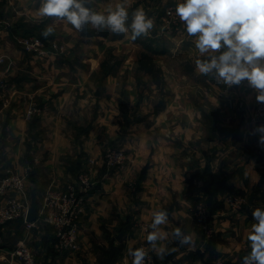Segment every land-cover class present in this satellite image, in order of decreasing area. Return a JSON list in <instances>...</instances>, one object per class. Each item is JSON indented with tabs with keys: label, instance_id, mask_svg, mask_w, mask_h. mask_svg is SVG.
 <instances>
[{
	"label": "crops",
	"instance_id": "1",
	"mask_svg": "<svg viewBox=\"0 0 264 264\" xmlns=\"http://www.w3.org/2000/svg\"><path fill=\"white\" fill-rule=\"evenodd\" d=\"M91 1L103 11L109 4L114 6L120 2ZM156 1L126 0L125 6L132 11L141 7L152 10L158 7L154 6ZM148 16L155 21L153 13ZM156 20L159 25L160 18ZM163 33L164 41L171 47H176V40L181 43V79L192 77L213 95L209 98L211 105L232 106V112L214 116L210 126L211 135L205 138L204 119L193 101L187 96L170 97L166 109L169 111L170 106H174V112L164 114L162 120L168 123V129H163L161 135L151 132L149 127L146 131L141 129L136 134L132 133L136 137L133 144L136 149L139 148L132 160L133 164L116 168L114 173L105 169L98 184L88 191L85 212L80 216L77 253H54L53 231L48 225L49 229L44 227L46 224L41 218L43 211L38 204L37 218L32 228L27 229L21 219L0 228V264H21L9 256L10 249L17 241L25 242L41 264H126L129 251L135 249L139 242L148 245L159 264H242L243 257L250 252L247 234L251 230L252 211L257 207L264 208V146L259 143L260 134L254 133L256 126L252 117L255 92L246 80L239 85L227 86L219 82L214 74H199L194 70V61L199 56L195 37L188 36L185 30L177 34L168 31ZM44 68L30 66L25 73L27 81L9 82L4 90L12 103L0 110L1 157L5 163L0 167L13 170L19 176L29 165L9 163H19L18 153L24 139L25 112L28 107L23 97L32 94L44 107L43 122L51 123L58 120L57 112H60L63 102L64 96L49 97L57 87L56 83L49 84L42 79ZM52 70L50 66L49 75ZM11 72L13 69H10ZM164 76L170 87H175L172 72L166 71ZM176 107H179L178 110ZM49 127L46 136L38 144L39 148L43 146L47 150V165L33 166L46 169L53 176L52 171L59 169L58 165L50 164L51 156L57 152L54 140L58 134L53 124ZM204 158L207 165H203ZM144 163L147 165H142ZM204 167L209 171V180L200 177ZM138 173L142 177L140 189L131 197L126 182ZM208 190L211 191L210 200L221 204L214 211L216 219L209 242L201 238L191 214L193 205L202 197H208ZM230 196L243 197L245 205L238 211H231L227 203ZM21 197L26 211L30 203L25 191ZM2 202L3 198L0 197V204ZM158 210L168 212V223L161 226L163 239L156 243L157 250H165L163 258L147 241L153 213ZM175 228L191 236L192 243L181 246L172 236ZM120 231L122 237L118 240ZM245 249L249 251L246 254ZM201 253L204 257L198 258L197 255Z\"/></svg>",
	"mask_w": 264,
	"mask_h": 264
},
{
	"label": "rangeland",
	"instance_id": "2",
	"mask_svg": "<svg viewBox=\"0 0 264 264\" xmlns=\"http://www.w3.org/2000/svg\"><path fill=\"white\" fill-rule=\"evenodd\" d=\"M168 1H156L154 6L158 7L152 10L143 8L147 14L153 13L154 28L148 37L133 41L130 31L127 35L115 40L100 36L83 37L66 22L55 20L53 17H40L38 15L40 0H0V94L9 82L27 81L25 73L30 66H41L45 67V75L42 79L49 84L56 83L57 88L49 97L64 96L60 104V112H57L58 120L53 123L43 122L44 107L34 99L32 94L22 99H26L28 107L31 103H35L38 110L27 114L26 109V128L18 153L19 163H9V165H29L20 176L25 183L23 191L26 192L28 204L34 192L37 203L43 211L48 191H62L71 182L75 183L79 189L76 177L81 171H85L88 186L84 192H79L83 197L80 216L84 214L85 204L88 201L87 193L94 184H98L105 169L109 170V173H114L116 168L133 164L132 160L139 149H136V145L133 144L136 138L135 132L141 129L146 131L150 128L151 132L161 135L163 129H168V123L162 120L164 114L174 112V106H170V112L166 109L167 101L172 96L176 98L187 96L193 101L195 108L199 110L204 119L205 138L211 135L210 126L214 116L232 112L230 111L233 109L232 106L215 107L211 105L209 98L213 95L192 77L181 79L179 74L181 43L176 40V47H171L164 41L163 33V31H168V33L177 34L185 30L183 24L167 23L164 16L168 5L181 0ZM91 3L95 10L103 11L92 1ZM132 12L129 10L130 19ZM156 18L161 20L159 25ZM49 24L55 28V32L45 37L42 32ZM181 48L184 50V47ZM141 51L152 54L156 63L160 65L164 78L161 87H156L150 77L137 68L136 59ZM50 66L53 67L51 76L48 74ZM10 69H13V72L10 73ZM166 71L172 72V81L176 82L175 87L171 88L168 84L164 76ZM5 95L9 102L6 106L0 103V110L9 107L12 103L10 96ZM178 108L176 107V110ZM50 124L56 127L58 134L54 140L57 144V152L51 156L52 163L50 164L58 165L59 169L52 171L53 176H50V171L33 166L47 165L49 159L47 150L43 146L39 148L38 144L46 136ZM3 132H5L4 129ZM1 144L0 141V165H4L1 157ZM111 149L119 150L124 154V162L120 164V167L108 168L106 166L108 165L106 155ZM203 161V165H207L205 158ZM142 165H147V163ZM10 171L13 172V170ZM200 177L202 180L210 179L206 167L203 168ZM141 178V174L138 173L134 178L127 180L126 187L129 196L133 197L140 189ZM198 204L204 206L209 215L213 216L215 212H211L210 203L205 202L203 197L191 209V214L197 223L198 233L201 238L209 242L216 217L214 215L212 221L211 218L207 221L199 219ZM17 219L22 220V218ZM12 221L14 220L7 223ZM254 222L252 220L250 225ZM79 225L80 233L81 223ZM204 225L210 227L209 235L204 232ZM44 227L49 229L47 224ZM19 242L21 241H17L14 247ZM140 244L146 247L153 263L159 264L145 242H139L135 249ZM13 248L10 249L9 256L19 261L11 254ZM77 250L72 252L77 253ZM249 251L245 249L244 253ZM197 256L198 258L204 257L202 253ZM130 261L131 256L129 255L126 264H130Z\"/></svg>",
	"mask_w": 264,
	"mask_h": 264
},
{
	"label": "clouds",
	"instance_id": "3",
	"mask_svg": "<svg viewBox=\"0 0 264 264\" xmlns=\"http://www.w3.org/2000/svg\"><path fill=\"white\" fill-rule=\"evenodd\" d=\"M125 2L120 0L114 6L109 4L104 11H97L90 6L91 0H40L38 15L66 22L77 31L87 26L116 36L130 31L133 41L148 37L154 20L142 7L136 8L130 19ZM175 15L188 36L195 37L199 53L194 61L196 72L214 74L227 86L246 80L257 102L264 103V0H181ZM54 32L55 28L49 24L42 35L48 37ZM254 133L260 134L259 143L264 146V125L258 126ZM252 218L255 222L247 234L250 252L243 257L242 264H264V208H255ZM167 223L166 210L153 213L147 241L154 250L157 241L163 239L161 226ZM172 236L181 246L192 243L191 236L180 228H175ZM165 254L163 248L157 250L161 258ZM129 255L132 264H146V259H150L143 248L130 250Z\"/></svg>",
	"mask_w": 264,
	"mask_h": 264
},
{
	"label": "built area",
	"instance_id": "4",
	"mask_svg": "<svg viewBox=\"0 0 264 264\" xmlns=\"http://www.w3.org/2000/svg\"><path fill=\"white\" fill-rule=\"evenodd\" d=\"M180 2L170 4L165 9L164 16L167 23H173V25L182 24L175 15L176 5ZM0 95H2L0 103L4 106L8 105V97L4 91ZM37 110L35 103H31L27 108V114L35 113ZM252 117L256 128L264 125V103H258L256 100ZM124 157L121 151L111 149L106 155V163L108 164L106 166L108 168L120 167V164L124 162ZM76 181L79 184V189L75 183L71 182L66 185L64 190L48 191L45 196L41 218L52 229L55 238L53 248L59 254L76 251L79 248L80 212L83 204V197L79 192H84L88 186L87 173L81 171L77 175ZM24 186L25 183L19 175L9 169H1L0 167V197L3 198V202L0 204V226L5 225L10 220L22 218L25 227L27 229L32 228L34 222H28L25 219L26 211L21 197ZM227 203L231 211H238L245 205V199L240 196H230L227 198ZM197 208L199 219L207 221L208 218H211L212 221L214 215H209L204 206L198 204ZM203 230L207 235L210 234V227H207V225L203 226ZM139 248H143L147 253L144 245L140 244L137 249ZM11 254L21 264H41L32 249L23 241L15 245ZM148 257L150 256L148 255ZM130 264H132V257ZM146 264H154L151 257L146 259Z\"/></svg>",
	"mask_w": 264,
	"mask_h": 264
},
{
	"label": "trees",
	"instance_id": "5",
	"mask_svg": "<svg viewBox=\"0 0 264 264\" xmlns=\"http://www.w3.org/2000/svg\"><path fill=\"white\" fill-rule=\"evenodd\" d=\"M90 6H92V3ZM78 32H79V35H81L83 37L100 36V37H110L113 40L120 39L123 37V36L113 35L107 30H99V31L98 30H91L87 26L82 31H78ZM136 64H137V68L140 71H142L145 75L150 77L152 83L156 87L162 86V84L164 82L163 73H162L160 65L158 63H156L152 54L148 53L147 51L139 52L137 59H136ZM210 192L211 191H209L208 197L205 199V202L210 203V205L212 207L211 212H214L215 209H217L221 206V204L218 202L210 200V196H211ZM211 238H212V236H211ZM211 238H210V240H211ZM53 240L55 241V239H53ZM54 241H53V244H54ZM52 248H53V245H52ZM53 251H54V248H53ZM54 253H55V251H54Z\"/></svg>",
	"mask_w": 264,
	"mask_h": 264
},
{
	"label": "water",
	"instance_id": "6",
	"mask_svg": "<svg viewBox=\"0 0 264 264\" xmlns=\"http://www.w3.org/2000/svg\"><path fill=\"white\" fill-rule=\"evenodd\" d=\"M96 94H98L96 92ZM37 209H38V203H37V200H36V196H35V193L33 192L32 195H31V199H30V204L26 210V214H25V219L26 221L28 222H32L34 220H36L37 218ZM121 237H122V231H120L117 235V239L118 240H121Z\"/></svg>",
	"mask_w": 264,
	"mask_h": 264
}]
</instances>
